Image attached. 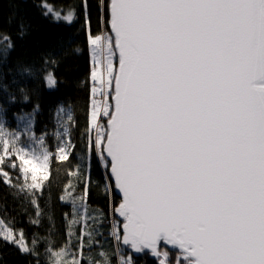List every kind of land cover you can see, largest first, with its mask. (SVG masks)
Here are the masks:
<instances>
[{"label":"snow or ice","instance_id":"1","mask_svg":"<svg viewBox=\"0 0 264 264\" xmlns=\"http://www.w3.org/2000/svg\"><path fill=\"white\" fill-rule=\"evenodd\" d=\"M41 7L45 16L73 19V11L61 16L46 2ZM107 9L114 37L89 32L90 79L99 84L91 92L114 104L93 102L96 137L89 145L110 166L123 230L114 222L116 249L103 247L105 216L89 210L90 182L81 164L72 165L67 174L84 191L72 197L67 242L58 250L49 242L52 264H112L113 256L134 264L121 245L172 264L161 242L179 250L175 264H264V0H110ZM85 11L87 17V3ZM18 32L25 34L23 22ZM3 40L6 55L14 45ZM45 80L56 84L50 72ZM64 112L61 107L57 115ZM67 135L65 127L53 153L44 136L25 145L0 126V165L31 182L12 184L3 169L0 178L30 195L33 224L42 213L38 175L47 181L54 161L71 164L75 146ZM75 190L69 180L65 191ZM103 190L111 196L112 184ZM0 232L22 254H36L37 237L29 247L22 231ZM95 246L99 251L85 254Z\"/></svg>","mask_w":264,"mask_h":264},{"label":"trees","instance_id":"2","mask_svg":"<svg viewBox=\"0 0 264 264\" xmlns=\"http://www.w3.org/2000/svg\"><path fill=\"white\" fill-rule=\"evenodd\" d=\"M45 2L61 16L73 11L72 21L69 23L52 15L45 16L41 7ZM109 2L110 0H0V49L7 47L4 36L10 37L14 45L6 55L0 52V102L11 117L24 113L34 114L35 132L38 135L45 134L48 140L53 139L57 109L66 108L71 117L68 138L75 146L72 150L74 155L70 157L71 164L58 160L51 164L50 177L44 184L42 195L38 197L42 210L39 224L32 223L37 216L30 202V195L19 192L17 187L6 185L3 178H0V220L13 231H22L29 247H32L34 236L39 239L36 254L32 255L22 254L14 244L0 238V264H52L46 251L49 242L54 250L60 249L67 242L66 224L72 218V197L81 196L84 191V184L78 183L75 176L69 177L67 174L69 168L77 163L81 164V170L90 182L87 198L89 210L93 213L95 210L102 211L105 216L101 229L103 238L98 239H101L105 249L115 251L109 219L120 221L122 232V221L118 213L114 212L121 198L115 191L109 167H106L107 162L91 150L89 145L90 139L94 140L95 135L90 124L94 98L91 88L95 83L90 79L93 62L88 34L103 32L113 36L107 23L110 18L107 9ZM21 22L26 26L22 37L18 32ZM25 68L30 69V72H24ZM49 72L56 80L53 87H49L45 80ZM110 101L112 103L111 98ZM107 119L108 117H103L101 120L105 126ZM50 149L54 151L55 147L51 146ZM69 180L76 188L71 196L65 191ZM106 182L112 184L111 196L103 190ZM61 196H64L63 201ZM76 232L79 234V227ZM75 243L79 242L74 240ZM98 248L99 246L85 248L84 252L86 255L93 254ZM121 248L122 255H132L134 264H158V258L147 250L135 253L128 246L121 245ZM160 250L168 251L169 259L175 264L178 249L161 242ZM112 264H118L117 257H112Z\"/></svg>","mask_w":264,"mask_h":264},{"label":"rangeland","instance_id":"3","mask_svg":"<svg viewBox=\"0 0 264 264\" xmlns=\"http://www.w3.org/2000/svg\"><path fill=\"white\" fill-rule=\"evenodd\" d=\"M92 51V49H91ZM94 86L93 87H99V84L97 82H94ZM107 91V89H106ZM97 101V102H101V103H111L110 98L108 101H104V98L100 95V93H95L94 94V98H93V102ZM61 108V107H59ZM58 108V109H59ZM64 108V107H62ZM57 109V110H58ZM65 109L64 113H61L59 116L57 115V111L55 113V129L53 131V139L52 140H48L47 136L44 135H38L35 132V123H36V119H35V115L32 113H24V114H19V115H14L13 117L9 116L6 112V109L4 108L3 104L0 102V126H2V129L5 133H16L18 134V138L20 141H23L25 145L30 144V137H40V136H44L45 137V142L48 146V148L50 149L51 146L55 147V150H51V152L55 153L56 152V148L58 146V144H60V139L59 134L61 132H63L65 130V127L67 128L68 132H69V119L68 117L70 116L69 111ZM103 119V116L101 115V117L99 118V122L101 123V120ZM64 125V127H62L61 125ZM94 139L96 137V132L94 130ZM69 133L67 136L63 137L64 140H68ZM5 138L11 139V136H5ZM19 146V145H18ZM17 163H19V161H17ZM0 169H3V171H6L9 173V178L12 182V184H16V185H20L23 183H30V175H29V179L27 181L24 180L23 176L20 173H17L14 169H10L5 167L4 165H0ZM48 171L51 174V165L50 168L48 169ZM50 177V176H49ZM37 182H42L43 185L47 182L43 180L42 176L38 175V180ZM112 209V208H111ZM116 219L111 218V221L109 219V224H110V229L112 228V225L114 222H116ZM112 223V225H111ZM4 228H8L1 220H0V229H4ZM15 232V231H14ZM17 234L19 232H16ZM0 236H2V232H0ZM106 243V241H105ZM114 247L116 249V243L114 242ZM99 251V248L98 250ZM96 251V252H97ZM95 253V252H94ZM93 253V254H94ZM122 254V253H121ZM54 257L50 256V260L51 262L53 261Z\"/></svg>","mask_w":264,"mask_h":264},{"label":"water","instance_id":"4","mask_svg":"<svg viewBox=\"0 0 264 264\" xmlns=\"http://www.w3.org/2000/svg\"><path fill=\"white\" fill-rule=\"evenodd\" d=\"M110 3V2H109ZM109 15H110V13H109ZM110 30H111V27H110ZM112 32V31H111ZM113 34V37H114V33H112ZM112 103L114 104V101H112ZM105 156H106V153H105ZM108 161H110V157L108 158ZM109 171H110V166H109ZM111 173V172H110ZM113 180V179H112ZM113 183H114V187H115V182H114V180H113ZM115 191L117 192V194L120 196V198H121V194L119 193V191L115 188ZM119 206V205H118ZM118 217H119V219L122 221V224H123V217H120L119 216V214H118ZM121 230H123L122 229V227H121ZM166 245V244H165ZM167 246H169V247H171L172 248V246L171 245H167ZM148 251V250H147ZM153 257H155V256H153ZM155 258H157V257H155Z\"/></svg>","mask_w":264,"mask_h":264},{"label":"built area","instance_id":"5","mask_svg":"<svg viewBox=\"0 0 264 264\" xmlns=\"http://www.w3.org/2000/svg\"><path fill=\"white\" fill-rule=\"evenodd\" d=\"M112 208V207H111ZM113 209V208H112Z\"/></svg>","mask_w":264,"mask_h":264}]
</instances>
